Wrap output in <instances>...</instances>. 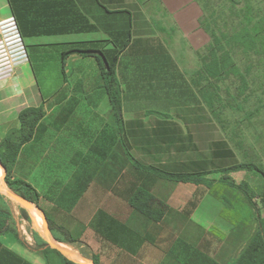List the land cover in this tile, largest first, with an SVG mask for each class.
I'll list each match as a JSON object with an SVG mask.
<instances>
[{
	"label": "crops",
	"instance_id": "obj_1",
	"mask_svg": "<svg viewBox=\"0 0 264 264\" xmlns=\"http://www.w3.org/2000/svg\"><path fill=\"white\" fill-rule=\"evenodd\" d=\"M143 1L128 0L135 6L130 11L133 25L130 40L121 49L113 45L111 9L98 5V0H0V22L16 18L29 52V60L19 64L14 76L0 81V142L20 130L22 110L44 108L45 115L32 139L22 145L12 174L37 189L38 206L48 221L69 229L77 239L70 244L99 254L101 264L102 254L91 251L94 245L54 213H72L88 197L93 237L112 248L113 262L118 253L142 260L150 252L153 264H185L191 247L219 264H234L259 227L256 210L243 191L220 182L224 176L209 187L162 177L136 165L182 172L208 170L210 161L200 152L197 159L167 163L154 151L196 147L190 124L201 127L208 122L199 69L187 76V68L197 65L202 70L199 53L211 40L200 23L202 6L197 0H155L158 8L154 5L146 11ZM155 15L165 19V27H152ZM69 37H78V42L71 40L66 49ZM71 48L101 49L110 58L116 56L120 111L114 109L97 55L66 56ZM148 101L155 106H148ZM141 149L150 150L153 160H142L137 152ZM242 171L222 175L237 184L248 183L254 192ZM139 187L167 203L169 209L160 221L147 219L129 204ZM7 207L19 238L10 232L0 234V264H49L35 229L29 234L18 227L29 220L0 191V213ZM100 211L134 232L131 247L107 240L95 230L93 221ZM147 247L151 250L145 251Z\"/></svg>",
	"mask_w": 264,
	"mask_h": 264
},
{
	"label": "trees",
	"instance_id": "obj_2",
	"mask_svg": "<svg viewBox=\"0 0 264 264\" xmlns=\"http://www.w3.org/2000/svg\"><path fill=\"white\" fill-rule=\"evenodd\" d=\"M197 1L200 3L204 11L200 19L201 26L206 32H208L211 38L210 41H212L207 45L209 54L204 56L203 67L202 70H199L198 75L204 80L207 79V82L209 81L210 87L206 90L202 89V97L208 107H213L217 101V98H215V94L217 93L214 89H211L212 86H214L220 79H226L231 76H244L233 57L232 52L234 51L235 47H242L241 50L245 52L257 49L260 42V40L257 38V34L260 35L261 33H264V14H258L262 10L261 7L256 6L257 9H255L254 6L250 5L248 8V18L249 16H254L250 19H255V33L253 32V29L249 27V25H244V21H242V26L240 29L235 30L233 34L229 35L222 33L219 35L214 26L217 24L216 19L210 21L205 15L207 10L206 4L203 3V0ZM234 7L232 8L233 10ZM253 12L257 13L256 16L255 14L250 15V13ZM224 39H227L226 43ZM129 40L130 35L126 42H124L122 45H119V48L122 49L125 47ZM72 52L97 55L102 66L105 86L111 97L114 109L116 111H120L121 98L116 76V56L110 58L104 50L95 48H71L65 52V55L67 56ZM44 115L45 111L43 107H29L22 110L19 115V119L21 121L20 130L17 132H10L0 142V163L6 170L5 181L7 182L9 188L37 205H39L40 200L39 192L26 180L14 177L12 174V166L17 161L22 145L32 139L36 126L44 117ZM215 143L216 145L223 146L222 148L213 151V157L220 161L219 163H216L215 160H212L214 161L212 163L216 165V168H218L219 171L222 173H229V171L237 170H256L259 171L264 178V169H262L253 161L237 160L234 151L228 146L226 141L220 140ZM129 155L131 159L134 160L131 154ZM136 165L145 169L146 171L155 172L162 177H167L176 181L192 182L197 184L204 183L209 187L217 181L215 178L207 177L215 170L210 168L208 170L203 167L202 170L198 169L193 171L167 172L155 166H146L141 165L140 163H136ZM220 182L237 187L244 192L245 196L256 210V217L259 224L258 230L254 237L244 249V251L240 254V256L236 259L234 264H264V184L259 194L256 195L251 191V189L249 190L248 183L242 182L237 184L233 179L226 178V176L222 177ZM257 199L260 200V206L258 205ZM128 201L135 211L139 212L147 219L155 222L160 221L169 209L166 202L162 201L160 198L153 195L148 189L143 187L136 189L130 195ZM2 211H4V209H2ZM21 212L27 220L31 221L32 216L29 210L22 207ZM49 221L54 237L58 241L77 243V239L69 229L63 227L62 225L56 224L51 219H49ZM93 226L102 237L113 241L118 245L131 247L130 243L136 240L134 232L131 229H128L125 224L121 223L117 218L105 213L104 211H100L97 214L95 220L93 221ZM60 231L64 232V234L61 235L58 233ZM9 232L14 233L19 238V231L14 225L12 211L7 207L6 212L0 213V234ZM34 236L37 240L38 246L43 247V252L46 255L49 264H56V261H58L59 264H80L69 259L59 250L51 248L37 230L34 231ZM78 246L81 247V244ZM81 250L84 257L92 259L95 264H101L99 254H89L88 252H85L83 248H81ZM188 250L189 254L185 259V264H219L214 259L199 250L192 249L191 247H188Z\"/></svg>",
	"mask_w": 264,
	"mask_h": 264
},
{
	"label": "rangeland",
	"instance_id": "obj_3",
	"mask_svg": "<svg viewBox=\"0 0 264 264\" xmlns=\"http://www.w3.org/2000/svg\"><path fill=\"white\" fill-rule=\"evenodd\" d=\"M143 2L146 11H149V9L154 5L158 8V5L153 3L155 0H144ZM203 3L207 6L205 15L208 19L210 21L216 19L217 24L214 26L219 35L222 33L229 35L233 34L235 30L240 29L242 21H244V25H249L255 33V19H250L254 16H249L248 18V8L250 5L254 6L255 9H257V7H261L262 10L258 14H264V0H203ZM98 5L107 6L111 9L109 14H113V45L114 47L119 48V45H122L129 38L133 25L132 17H130V11L134 12L133 8L135 6L129 4L128 0H114L112 2L109 0L104 2L103 0H98ZM233 7L234 10L232 9ZM252 14H255L256 16L257 13H250V15ZM151 20H153V28L156 27L159 29L160 27H165V19H163L164 21L159 20L155 15V17ZM257 38L260 40L257 49L245 52L241 50L242 47H235L232 52V55L244 76H231L226 79H220L214 86H212L211 89H214L217 93L215 94L217 101L213 107H208L209 112L207 125H204L203 123L201 127H197L195 126L196 124L189 123L194 131L193 139L196 147L186 151L172 148L170 153H158L154 150L155 156H160L164 161L170 163L181 158L188 159L192 157V159H197L200 156V152L203 156L204 154H208L210 157L209 168L215 169L209 177L217 179L220 176H226V174L222 175V172L219 171V169L216 168V165L212 163L214 162L212 160H215L216 163H219L220 161L213 157V151L223 147L222 145H216L215 143L221 140L227 142L228 146L234 151L237 160H250L264 169V33H261L260 35L257 34ZM71 40H78V37L66 38V49L69 48L70 44H72L70 43ZM226 40L224 39L225 43ZM75 42L77 43L78 41ZM211 42L212 41L209 43ZM206 54H209L207 46L202 48L198 58L201 60L202 57L203 61ZM175 55L178 57L177 53ZM197 68L200 70L197 65L194 68H187V76L189 75L190 77L194 75ZM209 87V81L206 82L203 79L202 89L206 90ZM152 103L155 102L148 101L147 105L151 107L155 106L152 105ZM150 118L154 119V117ZM192 118L193 117H191V120ZM137 152L142 160H153L150 150L141 149L137 150ZM230 172L232 171H229V173ZM5 176L6 172L1 167L0 163V186L9 187L5 181ZM242 176L247 177L249 183L254 189V192L259 193L261 191L262 185L264 184V178L259 171L244 170L242 171ZM237 189L241 191L239 188ZM3 193L17 209V211L21 213L22 205L9 194L5 192ZM242 193L244 194V192ZM257 200L259 202V199ZM88 201L89 199L87 197L82 204H78L75 207L72 213L61 211L60 213H54L53 215L58 221L69 225L72 231L82 235L85 241L88 243L91 242L94 245V247L91 246V251L102 254L103 264H143L144 262L153 264V254H150V252L145 254V261L144 259L138 260L136 258L129 257L126 254L124 255L118 253L116 260L113 262L112 257L116 254L113 255V251L111 250L112 248L101 242H97L95 237H93L95 235L92 233V229L90 228V218L92 212H89L91 206ZM114 202L115 199L113 203ZM39 205L41 204L39 203ZM42 206L45 205L42 203ZM33 210H30L32 221H27V223L24 224L19 223L18 227L22 231H28L29 234L33 229L39 230V232L43 234L45 226L42 214L40 211L36 210L40 214L39 219L37 215L32 212ZM22 225L23 227H21ZM58 233L61 235L64 234L62 231ZM59 245L67 250V253L71 258L76 259L75 257L77 256L82 257L81 250L78 245L70 243H59ZM83 249L85 252H90V250H87L86 248ZM149 249L147 247L145 251ZM73 252L75 255H73ZM80 257L77 258L84 260Z\"/></svg>",
	"mask_w": 264,
	"mask_h": 264
},
{
	"label": "built area",
	"instance_id": "obj_4",
	"mask_svg": "<svg viewBox=\"0 0 264 264\" xmlns=\"http://www.w3.org/2000/svg\"><path fill=\"white\" fill-rule=\"evenodd\" d=\"M29 60V52L14 16L0 22V81L14 76L20 63Z\"/></svg>",
	"mask_w": 264,
	"mask_h": 264
},
{
	"label": "water",
	"instance_id": "obj_5",
	"mask_svg": "<svg viewBox=\"0 0 264 264\" xmlns=\"http://www.w3.org/2000/svg\"><path fill=\"white\" fill-rule=\"evenodd\" d=\"M2 168L5 170V168L3 166H2ZM0 191L2 193L5 192V193L9 194L11 197H13L14 199H16L22 205V207H24L25 209H27L29 211L36 209V210L41 212L43 220H44V226H45L44 233L42 234V236L51 248L59 250L66 257H68V258H70V259H72V260H74L80 264H95L94 261L89 259V258L82 257L84 260H78V259L71 258L68 255L67 250L62 248L59 245L58 241L53 237L52 232H51L52 230H51L49 221L47 219V216L40 206L36 205L35 203H32L31 201L27 200L26 198H24L22 196H20L18 193H16L14 190H12L9 187L0 186Z\"/></svg>",
	"mask_w": 264,
	"mask_h": 264
},
{
	"label": "bare ground",
	"instance_id": "obj_6",
	"mask_svg": "<svg viewBox=\"0 0 264 264\" xmlns=\"http://www.w3.org/2000/svg\"><path fill=\"white\" fill-rule=\"evenodd\" d=\"M17 203V202H16ZM34 214H36L37 215V217L40 219V214L36 211V210H33L32 211ZM37 218V219H38ZM69 247V246H68ZM76 252V251H75ZM74 253V252H73ZM73 256V255H72ZM76 259H78V260H82V259H79V258H77V257H75Z\"/></svg>",
	"mask_w": 264,
	"mask_h": 264
}]
</instances>
